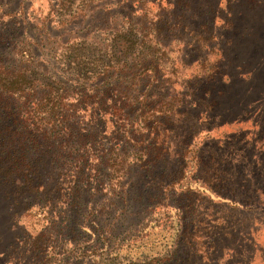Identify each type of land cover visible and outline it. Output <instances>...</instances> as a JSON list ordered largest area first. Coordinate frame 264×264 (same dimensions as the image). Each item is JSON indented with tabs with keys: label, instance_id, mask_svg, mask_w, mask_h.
I'll list each match as a JSON object with an SVG mask.
<instances>
[{
	"label": "trees",
	"instance_id": "obj_1",
	"mask_svg": "<svg viewBox=\"0 0 264 264\" xmlns=\"http://www.w3.org/2000/svg\"><path fill=\"white\" fill-rule=\"evenodd\" d=\"M220 2L53 0L56 27L80 19L87 31L51 35L45 19L32 45L21 38L27 28L4 22L12 11L0 2V199L8 230L43 220L29 264H210L236 233L232 209L264 202L249 156L233 159L234 138L210 136L243 122L264 95L255 81L264 58L220 47L215 18L234 23L230 0ZM252 121L251 139H239L255 147L264 106ZM240 189L252 200L233 196ZM156 207L173 217L115 225ZM2 239L0 251L19 257Z\"/></svg>",
	"mask_w": 264,
	"mask_h": 264
},
{
	"label": "rangeland",
	"instance_id": "obj_2",
	"mask_svg": "<svg viewBox=\"0 0 264 264\" xmlns=\"http://www.w3.org/2000/svg\"><path fill=\"white\" fill-rule=\"evenodd\" d=\"M52 1L53 0H0L1 8L3 10L12 11L10 16L5 15L2 19L7 23L8 27L19 26L20 28H18V32H20L22 26L27 28V31H25V34H23V37L21 38L26 44L29 43L31 45L33 42L31 40V36H37L39 33L44 31L42 23L45 19H47L45 21L46 23L47 21L50 22L48 26L51 27V35L64 32L62 34V38H66V36H72L75 31H80L81 33L87 31V28L84 27V23H79L80 19L72 22V24L68 25L65 30L63 27H56V23L54 21L51 22L50 20L53 16L50 13V4ZM230 4L232 15H226V18L228 19L229 17H232L234 20V23L232 24L233 26L228 28L225 24L222 25L224 21L223 19H225L224 12L222 11L220 12V15H217L215 18V27L218 35L217 40L220 41L221 39L220 47H227V52L230 55H237L239 58H248L252 60L264 58V0H230ZM225 5V0H221L220 6L224 8ZM11 17L12 20H9ZM115 18L117 19L113 18V22L115 20L119 21L118 17ZM97 21L100 22V20L96 19L94 24H97ZM98 24L102 23L100 22ZM105 32L104 30L97 29L95 30L96 34H94V37L97 39L103 38L105 37ZM226 36H229L230 43L223 45V39H225ZM228 68L233 70L232 66H228ZM192 70L197 71L199 70V67L192 66L191 68L183 70V73L189 74ZM262 78L264 80V67L259 73H257V75H255L256 83ZM245 83L246 82H238V90L244 89L246 85ZM263 85L264 83L262 86ZM262 91L264 93L263 89ZM262 106H264V95L260 97L259 102H253V104H251L250 116L242 118L243 122L223 124L219 129L211 130L210 136H214V138H217L218 141H221L223 138L228 136L233 137V144H236V150H233L232 158L235 159L237 154H240L239 152H243L244 155H248L249 158L244 161V166L249 169L254 167L256 172L253 175V185H257L261 188V190H264V169L262 167L264 165V141H261V145L258 142L255 144V147L243 144V139H251L250 132L255 131L252 118ZM237 120L238 119H236V121ZM241 133H244L245 135L243 139H239ZM240 146H242L241 149H239ZM257 162H260L259 166L256 164ZM259 169H261L262 173L259 172ZM232 194L233 196H243L244 198L249 197L251 200L253 198L248 193L243 195V189L235 190ZM262 199H264L263 193ZM168 210V207H156L148 210L147 213H145L146 215L133 214L125 218L118 216L119 220L115 221V225L118 226L121 222H123L124 225L127 226L129 222L135 224L137 222H141L143 218L144 220L147 218H161L166 221V219L173 217V209L171 210L172 213ZM128 211L129 210H127L124 214H128ZM116 214H118V212ZM233 214L234 216H232ZM190 216H192V214L186 216L183 221L186 222L189 220ZM230 216H232V219L235 222L237 228L236 233L232 238L225 239L223 241L224 243H221V245L226 244L229 247H227L223 254L216 259L217 262H212L210 264H264V259L258 255L260 252L258 251L259 241L261 242V245L264 246V202L258 205L257 208L248 209V207H246L243 209L242 207H235L230 212ZM207 217L214 218L210 215ZM109 219L110 217H108V220ZM8 222V216L3 206V201L0 199V223L2 224L0 227V235L4 241L3 248L8 249L9 243L12 244L15 241L13 243V252L19 253V257H16L12 251L7 255H4V252L0 251V264H29L30 261L25 255V252L29 248V240L38 232L39 228L42 227L43 220L39 221L35 218L23 217V221H20V226H18L16 230H8ZM152 222L153 220L150 221V223ZM258 230H260L258 232L259 237H255L257 234L255 232ZM14 231L19 234L17 235L18 237L15 238L16 240L13 238ZM113 241L111 239V242ZM230 247L235 250H230Z\"/></svg>",
	"mask_w": 264,
	"mask_h": 264
},
{
	"label": "crops",
	"instance_id": "obj_3",
	"mask_svg": "<svg viewBox=\"0 0 264 264\" xmlns=\"http://www.w3.org/2000/svg\"><path fill=\"white\" fill-rule=\"evenodd\" d=\"M260 230H258V231H256L255 233H257L256 234V236L255 237H257L258 236V232H259ZM259 237V236H258ZM258 251H260L259 252V257L261 256V258H263L264 259V246H262L261 245V242L259 241V250ZM263 253V254H262ZM262 254V255H261Z\"/></svg>",
	"mask_w": 264,
	"mask_h": 264
}]
</instances>
